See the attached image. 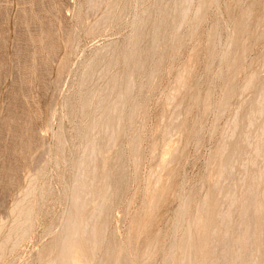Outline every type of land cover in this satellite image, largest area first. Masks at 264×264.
<instances>
[{
	"label": "bare ground",
	"instance_id": "bare-ground-1",
	"mask_svg": "<svg viewBox=\"0 0 264 264\" xmlns=\"http://www.w3.org/2000/svg\"><path fill=\"white\" fill-rule=\"evenodd\" d=\"M119 1H75L71 55L80 53L82 35L89 29V11L97 14V31L91 33L92 43L81 57L66 67L61 60L57 67L60 77L64 69L73 71L65 93L58 96L60 107L51 115L50 123L57 130L53 143L44 149L49 157L34 169H22L19 186L0 219V264H264V51L250 66L244 64L246 51L261 45L264 37V0H230L228 4L223 0H126L122 12L117 8ZM193 6L197 11L191 22L188 13ZM213 7L209 40L199 47V34ZM127 14H132L129 33L118 39L106 37L99 44L104 19L118 22ZM189 36L196 39L197 57L186 56ZM42 54L30 59L33 69ZM175 61L181 62L175 70V92L159 102L156 126L148 139L144 124L151 97ZM210 62L214 67L208 69ZM199 66L206 68L210 82L204 90L201 81L193 79ZM112 69L115 72L110 74ZM212 91L220 95L219 101L213 102ZM211 114L215 120L210 137L217 138V143L205 173L189 183L181 173L187 164L186 149L191 140L203 138V126ZM25 123L28 134L32 128L28 120ZM38 134L34 140L40 139ZM177 144L180 149H175ZM147 161L152 167L143 185L141 171ZM12 164L16 166L11 163L10 169ZM54 179L62 183L60 189ZM174 185L179 195L172 220L147 233L155 221L145 218L149 213L161 214ZM133 201H140V206L132 213ZM53 206L60 208L59 213L51 217L48 227L44 222L47 228L30 241L29 235ZM117 212L121 231L115 222L119 214L114 219ZM165 230L172 235L162 246ZM28 242L31 247L23 250Z\"/></svg>",
	"mask_w": 264,
	"mask_h": 264
},
{
	"label": "rangeland",
	"instance_id": "rangeland-1",
	"mask_svg": "<svg viewBox=\"0 0 264 264\" xmlns=\"http://www.w3.org/2000/svg\"><path fill=\"white\" fill-rule=\"evenodd\" d=\"M75 1L77 0H0V219L4 216L3 215L5 213L4 210L7 209V205H9V203L11 202L12 195L14 194L13 191L15 190V188L16 189L18 188L17 186H19L18 183L20 182L18 180H20L19 177H22L21 176L22 174L20 175V173H22L23 170L25 171L26 169L27 171H29L30 169L36 168L37 165H39V163H42L44 159H47L49 157L47 153H44L45 152L44 149L46 146L53 143V140H52L53 134L57 130V125L55 124V126H53L52 123H50L51 115L56 110V108L59 109L60 106L58 105V100L65 93L66 87L68 86L71 80V76L73 72V71L69 72L71 68H68L67 70L64 69L63 70L64 72L60 73L63 75V78H61L62 75L60 77L59 71H57L58 70L57 67H59L60 63L62 62L61 60H64L62 63L64 64V67H66L74 63L79 58L78 56L81 57V55L89 49V46L92 43L91 33H94L95 31H97L96 25L98 24L95 23L97 19V14L94 11H89L87 12L89 29L82 35V38L83 37L84 38L83 39L81 38L80 53L74 56L71 55L69 49L71 48L70 45H71V42L73 41V34L72 33L70 34V30H71L72 22L76 15V8L74 5L76 4ZM229 2L230 0H223L224 4H228ZM125 7H126V0H120L117 4L118 10L122 12L125 10ZM215 9H216L215 7L211 8L210 9L211 12H209L208 13L209 15L206 16L205 18V21L202 26L203 28L199 34L200 36L199 39L201 41V44H199L200 45L199 47H202V45L204 46L205 44H207L209 40V34H210V29H211V17L212 15L215 14L216 12ZM196 11H197V7L195 8V6H193L189 10L188 18L190 19L191 22L195 17L194 12L196 13ZM212 11H213V14H212ZM73 12H75V14ZM128 15L129 14H127L122 20H119L118 22H114V21H111L109 18H105L104 19L105 23H103L102 25L103 32L97 37V39L100 38L99 39L100 43L99 42L97 43L102 44L106 41L107 38L113 37L114 39H118V38H121L127 35L129 33L128 25L131 22L129 20H132V14L129 15L130 18ZM126 18L128 20H126ZM207 20H208V23H207ZM124 24L125 26H123ZM204 25L206 27H204ZM54 27L59 28L60 33L55 32L57 29H55ZM204 28L206 30L208 28V30L205 31ZM202 33L203 35H201ZM102 35L103 37L104 36L105 37L103 38ZM54 36H56L57 38H55ZM43 37L45 40L43 39ZM226 37L228 38V32H226L225 39H227ZM56 39L59 40V43H58V40ZM187 39L188 40H186V43L184 45L185 50H186V56L189 54L190 55L193 54L192 57H194V55L195 57H197L198 53H196L194 49L195 44H197L196 39L193 36H189V38ZM43 40H44V43H43ZM87 42H90V43H87ZM262 42H264V37L262 38V41L260 43L261 45H262ZM50 44L51 45L53 44L52 48ZM66 44H68V48ZM39 45H40V48H39ZM43 45L44 46L47 45L46 47L49 50L46 51V48L44 49ZM261 45H259L257 48L249 49L248 51H246L245 61H244L245 66L247 67L250 66L254 62L255 58L259 55V52L264 51V43L262 46ZM86 47H88V49ZM53 48L54 50L57 49L61 51L59 52L56 50V54H55V51L53 50ZM82 49H85V50L81 52ZM37 50L38 51L40 50L39 52L43 53L44 55L42 54L41 56L42 59L40 57L36 58L37 67L33 69V61H31L30 59H32L33 56H36V57L37 55L40 56L41 53H39ZM48 51L49 52L51 51L50 52L51 54L53 53V55H51L52 57H49L50 53H48ZM36 52H38L39 54H36ZM65 56H67V58ZM43 59L45 60V62H47V64L51 65V66L49 65L48 66L49 68H53L51 69L52 71L48 69V67L46 66L47 64L44 65L45 62L43 61ZM69 60L70 62H68ZM65 63L68 65H65ZM28 64H30V66H28ZM38 64L39 65L42 64L43 66L41 65L39 67ZM178 64L180 66L181 62L178 63V61H175L172 64L173 66L174 65L175 66L174 67L170 66V68L168 69V71L166 72L164 76V79L161 80V82H159L161 84L159 85L160 87L157 86V91L151 97V103L147 109V121L144 124V128L146 130L147 129L150 130V131L147 130V133L145 130V135L146 137H148V139H150L149 137L152 134L151 132H153L154 130L153 127L156 126L155 124L158 118V114H159L158 112L160 110L159 102H161V100L163 101L165 96L166 98L168 96L170 97V95L172 96V94L175 92L173 81L175 80L176 71L178 70L177 68H179ZM213 64L214 62H210L209 64L210 67L208 65V69H211V67L213 68L214 67ZM28 67L29 68L32 67L31 68L32 71H30ZM199 67H198L199 71L196 73V76H193V79H195V81H198V82L201 81L200 89L204 90L210 85V82L207 80L206 68L204 69V67L202 66H199ZM36 69L39 70V71L37 70L38 74L36 72ZM47 69L48 71H50L49 73H47L46 71ZM65 71L69 72L70 76ZM30 72L33 76L32 75L30 76L29 74ZM114 72H115V69H112L110 70L109 73L113 74ZM51 76H52V79H51ZM56 76H58L59 79H56ZM67 77H68L67 79L68 81L65 80ZM55 79L57 80V82L55 81ZM65 81H67V83H65ZM170 85L171 87L172 86L173 87L171 88ZM204 85L206 86L204 87ZM172 89L174 90L173 92H171ZM167 91L168 93L170 92L169 95ZM211 93L212 94H210V96L213 95L211 96L212 100H214L213 102H217L220 100L221 97L219 98L220 95L216 91L214 93L212 91ZM58 96L60 97L58 98ZM52 102L54 104H52ZM200 119H201V114L198 113L196 117V122L199 123ZM27 120H28V123L30 124L29 126L32 128L31 132L28 134L24 128V125L26 126L25 122H27ZM29 120H32V121L29 122ZM214 120H215V116L214 114H211L207 118L206 125L203 126V132H202L203 138L202 139L195 138L191 140L188 148L186 149L185 160L187 164L184 165V167L186 168L185 169L183 168L181 173H182V176H184V178H187L189 180V183H191L192 181H195L198 177H201L208 168L207 166L208 165L207 161H209L208 158L210 156L211 150L215 147L217 143V138L210 137L211 136L210 131L212 130V127L214 126ZM23 131H25L24 134L22 133ZM33 133L35 134V137L39 133L38 135H41L40 139L42 140L40 139H38V141L36 139L34 140ZM29 139L31 140V144H32L31 147L29 146V143H28ZM148 139L144 141V143H146L144 144L146 148L150 146V142L148 143L149 141ZM176 139L177 138L175 137V138L170 139L169 141H171L172 143ZM214 142H215V145H214ZM178 145L180 146L178 147ZM177 148L180 149L181 144H177V147L175 149ZM11 149H13L12 151L14 152V154H16L17 152V154L15 155L17 158L13 156L14 154L12 151H10ZM21 149L25 153L21 154ZM12 159L16 161H13ZM14 162L16 163V166H17V163H19L18 164L19 167L17 166L16 168L17 171L20 170L19 174L18 173L14 174V172H16L14 168L16 166L14 164H12L13 167L11 166L12 168L10 169L9 165H11V163H14ZM7 166L10 170L14 168L13 171L7 172V170L9 171V169H7ZM20 167L21 169L18 170V168ZM151 167H152L151 161H147L144 164L142 171H141V174H142L141 177L143 180L141 181V184L143 183V185H145L146 178L149 174ZM200 174L201 176H199ZM54 183H55L54 186L56 188L59 187L58 189H60L62 187V183L59 180L54 179L53 184ZM134 184L132 185V187L135 189L136 184L135 185ZM177 193L179 195V188L174 185L173 188L170 191H168L167 195L165 196L164 203L162 204L163 210L161 214L156 215V216H155V213L148 214L145 220L147 219V221H151V222L155 221V222L154 223L152 222L153 226L146 229L147 233L149 232H150L149 234L155 233L157 230L163 228V226L166 225L165 223L168 224L172 220L171 218H172L173 205L178 202V199L176 198L178 197ZM6 198H7V201H6ZM4 201L7 203H5ZM134 202L136 201H133V203L131 204L132 207L130 208V212L132 213L135 212L139 208L138 206H140L139 205L140 201L139 202L137 201L136 204ZM3 203H5V205ZM53 208L55 209L52 210ZM59 209L60 208L57 206H53L50 209V212L46 217L47 219L44 218L43 220H41L42 223L40 222L38 223L39 225L41 224L40 225L41 227L37 224L40 229L37 228L38 226H36L35 230L37 231L34 230L29 235L30 241L33 240L32 237L37 236L36 232H39V230L41 231L42 229L47 228L49 226V224L51 223L50 222L51 219L53 220L54 218V215H57L59 213L60 211ZM115 215L116 216L114 219H117L116 217L118 215V219L115 220V222L116 223L118 222L116 225H118L117 227H120L119 230L121 231L122 230L121 223H120L121 213L117 212V214ZM52 216L53 218H51ZM44 222L45 224L47 222L46 224V226L48 225L47 227L45 226ZM128 224L129 223L127 220L125 222L124 227L126 228ZM150 228L151 229L154 228V229L150 230ZM165 231H164V235L161 236L162 246L168 243L172 235L170 231L168 230L166 232ZM165 239H166V243H165ZM28 243L26 245L27 247L26 246L23 247V250L24 248L29 250V248L31 247L30 245H32V243H29V244ZM26 249L25 251H27Z\"/></svg>",
	"mask_w": 264,
	"mask_h": 264
}]
</instances>
